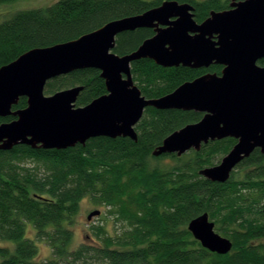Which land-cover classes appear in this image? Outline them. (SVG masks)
Masks as SVG:
<instances>
[{
  "label": "trees",
  "instance_id": "trees-1",
  "mask_svg": "<svg viewBox=\"0 0 264 264\" xmlns=\"http://www.w3.org/2000/svg\"><path fill=\"white\" fill-rule=\"evenodd\" d=\"M14 1L0 0V5ZM162 1L59 0L49 7L18 11L0 23V68L31 49L75 40ZM177 1L193 3L199 22L230 5V0ZM151 35L147 29L124 33L114 53L135 51ZM131 71L148 99L172 93L200 74L164 68L148 59L134 62ZM75 86H84L78 107L107 93L98 70L50 81L45 93ZM26 106L22 98L14 110ZM202 116L149 107L136 126V142L99 137L66 150L23 145L0 150V264H36L39 241L51 247L49 264H264V243H258L264 239V155L259 150L239 166L243 176L236 178L235 170L226 183L207 180L200 171L217 165L216 159L230 152L235 139L203 145L200 151H190L188 160L176 154L152 155L168 135ZM14 119L0 118V124ZM164 158L174 162L169 169L152 164ZM87 197L115 216L121 233L108 236L103 226H94L96 239L73 249L75 217ZM204 213L232 241L230 253L210 252L188 231L189 222Z\"/></svg>",
  "mask_w": 264,
  "mask_h": 264
},
{
  "label": "water",
  "instance_id": "water-1",
  "mask_svg": "<svg viewBox=\"0 0 264 264\" xmlns=\"http://www.w3.org/2000/svg\"><path fill=\"white\" fill-rule=\"evenodd\" d=\"M230 9L212 11L198 24L193 6L165 0L142 14L113 20L79 38L31 49L0 68V150L23 145L32 149L66 150L94 138L138 140L136 126L149 107L202 114V118L168 135L154 157H178L224 139L237 142L220 163L200 175L226 183L239 165L259 150L264 155V0H230ZM138 29L155 35L126 55L114 53L117 37ZM217 40H214V36ZM149 59L164 68L223 66L222 75L205 74L172 93L148 99L135 85L132 64ZM98 70L107 93L85 106L77 101L84 86L45 93L48 82L74 72ZM22 98L27 106L16 109ZM95 210L88 221L100 216ZM204 213L188 224L202 247L226 255L230 239L218 234Z\"/></svg>",
  "mask_w": 264,
  "mask_h": 264
},
{
  "label": "rangeland",
  "instance_id": "rangeland-1",
  "mask_svg": "<svg viewBox=\"0 0 264 264\" xmlns=\"http://www.w3.org/2000/svg\"><path fill=\"white\" fill-rule=\"evenodd\" d=\"M59 0H17L10 3H5L0 5V23L10 19L16 12L27 9H40L53 5ZM152 1V0H147ZM193 154L186 153L183 155L184 160H188L192 157ZM223 156H219L215 164L220 163ZM153 165H157L163 169H169L173 166L174 162L171 158H164L160 161H152ZM28 167H33L35 164L29 163ZM240 166V165H239ZM237 167L235 176L236 178L243 176L241 172L244 171L241 167ZM100 210L101 215L95 216L91 221H88V215L95 211ZM103 226L106 230L108 236L116 237L117 234L121 233V223H118L115 220V216L109 215L107 209L103 206L94 204L90 198H84L80 204V210L77 217H75L73 231V243L72 248L77 249L81 244H85L91 242L92 239H96L95 233H93L92 227ZM217 227H215L216 230ZM95 231V230H94ZM218 234H222L220 230H216ZM34 238V234L30 235ZM258 243H264V239L260 240ZM39 247V256L35 259L36 264H49V261L52 259V250L48 243L40 242L38 244Z\"/></svg>",
  "mask_w": 264,
  "mask_h": 264
},
{
  "label": "flooded vegetation",
  "instance_id": "flooded-vegetation-1",
  "mask_svg": "<svg viewBox=\"0 0 264 264\" xmlns=\"http://www.w3.org/2000/svg\"><path fill=\"white\" fill-rule=\"evenodd\" d=\"M164 2V0L160 3V5L162 4ZM179 2V1H178ZM231 2V1H230ZM180 3H190V2H180ZM192 6H193V11H192V13L194 14V20L198 23V24H200V23H202V22H199V21H197V19H196V12H197V8H196V6L193 4V3H190ZM160 5H158V6H160ZM158 6H156V7H158ZM153 9V8H152ZM228 9H230V5H229V8ZM228 9H225V10H228ZM210 15V14H209ZM209 17V16H208ZM139 30H141V29H138V30H135V31H130V32H136V31H139ZM147 30H151V32H152V35L150 36V37H148V38H146V39H149V38H151V37H153L154 35H155V31H154V29H147ZM125 33H127V32H125ZM124 34V33H123ZM120 35H122V34H120ZM119 35V36H120ZM118 36V37H119ZM117 37V38H118ZM146 39H144L143 41H145ZM214 40L216 41L217 40V36L215 35L214 36ZM143 41L140 43V45L143 43ZM134 50H132V51H130V52H127L126 54H129V53H131V52H133ZM125 55V54H124ZM142 60H144V59H142ZM149 60V59H148ZM264 61V59L263 60H261V61H259L258 62V64L260 65V66H263L264 67V64H262L261 62H263ZM180 67H183V66H180ZM214 67H219L220 68V71H211ZM174 68H176V67H174ZM177 68H179V67H177ZM183 68H186V69H189V70H192V71H197V72H199L200 74L199 75H197L196 77H194L193 79H191V80H189V81H187V82H191V81H193V80H195V79H197V78H199V77H201V76H203V75H205V74H208V73H216V74H218L219 76L220 75H222V70H223V66H221V65H216V64H214V65H211L209 68H189V67H183ZM208 71V72H207Z\"/></svg>",
  "mask_w": 264,
  "mask_h": 264
}]
</instances>
